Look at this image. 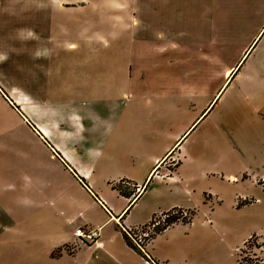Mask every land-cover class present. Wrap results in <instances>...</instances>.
Wrapping results in <instances>:
<instances>
[{
  "label": "rangeland",
  "instance_id": "374dc122",
  "mask_svg": "<svg viewBox=\"0 0 264 264\" xmlns=\"http://www.w3.org/2000/svg\"><path fill=\"white\" fill-rule=\"evenodd\" d=\"M0 54L16 107L55 144L66 141L65 117L79 115L92 155L102 114L124 117L110 137L138 145L143 168L174 143L156 165L163 179L153 178L132 216L144 203L168 208L156 218L173 208L196 216L191 228L158 235L156 252L174 262L264 264V110L257 118L250 78L232 81L246 59L244 73L264 65V0H0ZM203 199L216 206L211 225ZM10 218L0 213V264H63L46 253L55 240L42 221ZM76 242L60 247L71 253Z\"/></svg>",
  "mask_w": 264,
  "mask_h": 264
},
{
  "label": "crops",
  "instance_id": "0c3cea01",
  "mask_svg": "<svg viewBox=\"0 0 264 264\" xmlns=\"http://www.w3.org/2000/svg\"><path fill=\"white\" fill-rule=\"evenodd\" d=\"M96 9L98 10L97 6ZM114 16L115 14L111 15V17ZM113 22L114 19H112V24ZM5 57L7 56L0 54V213L10 216L11 222L14 221L16 224L26 219H31L32 222L42 221L44 224L42 229L52 231L53 240H55L46 253H49V257L58 260L59 263L148 264L141 253L127 244L123 228L146 224L150 220V215L152 216L158 210L168 209H162L158 205L152 207L150 203H144L140 215L132 216L131 212L141 201L153 178L163 179L164 175H159L153 170L174 146V143L163 153L153 156L148 168H143L137 163L140 149L135 148L138 145L131 149L130 146H125L122 139L110 137L118 126V133L123 131L121 125L124 117H118L115 121L110 114H102L93 119L92 130L97 131L98 147L92 155V151L85 144L87 136L79 115L65 117L63 124L59 126V132H65L66 141L55 144L54 140H49L44 130L36 124L32 125L29 117L16 107L15 96L9 92L13 91V87L8 85L2 76L4 74L2 61ZM246 61L247 59L242 63L232 81L239 79L242 74L250 78L255 97L252 103L257 118H259L258 114L264 110V65L257 63L256 66L254 62L251 69H246L244 73L241 70L246 66ZM227 72L229 73L230 70ZM232 81L226 90L229 89ZM98 107L100 110H105L104 112H111L114 106L98 103ZM263 120L262 117L258 119V121ZM263 136L262 134L261 137ZM90 155L93 158L91 161ZM262 164L264 167V161ZM151 175H153L152 179H149L146 185ZM120 179L134 183L138 187L135 193L141 192L129 209V198L120 196L109 185V182L115 183ZM145 185L146 188L143 190ZM217 198L215 195V199ZM89 199L104 212V220L96 222L87 214L88 204L84 202ZM202 204L203 215L211 225L210 216L213 217L216 214V206L204 199ZM187 209L193 210L190 207ZM143 214H145L144 217ZM195 216L194 210L193 218ZM185 226L191 228L193 222ZM77 227L99 228L97 240L82 242L73 234ZM2 228L6 231L17 232L27 230V228L12 229L8 225H2ZM158 235L146 247L154 264H210L204 261L174 262L169 260L165 254L156 252L154 249V243L160 237ZM76 240L80 244L71 253L60 247L63 244H73ZM58 246L61 248L60 252L52 256L53 249Z\"/></svg>",
  "mask_w": 264,
  "mask_h": 264
},
{
  "label": "trees",
  "instance_id": "16d2710c",
  "mask_svg": "<svg viewBox=\"0 0 264 264\" xmlns=\"http://www.w3.org/2000/svg\"><path fill=\"white\" fill-rule=\"evenodd\" d=\"M171 154H169L168 156H170ZM180 161H177L176 163H174L173 165V168H170L169 170L172 171L173 169H176L179 165ZM154 172H158L159 171V166H155L154 168ZM156 172V173H157ZM152 176L151 175L149 177V179H152ZM258 183L260 184H263L264 185V179L263 180H260ZM109 185L111 187L112 190H115L117 191V193L120 195V196H124L126 198H129V204H128V209L129 207L132 205V203L138 198V196L141 194L140 193H135L137 191V186L134 184V183H131L129 180H126V179H120L119 181L115 182V183H112V182H109ZM147 185V184H146ZM146 185L143 187V190L146 188ZM130 187H133V188H130ZM135 191V192H134ZM127 209V210H128ZM126 210V211H127ZM173 213H172V212ZM171 211L169 212H165V218L163 221H161L160 223L157 224L156 227H154V229L152 230L151 234H150V238L153 239L156 235L160 234L161 232H163L166 228L174 225V224H177V223H182V224H188L190 221V217L192 218V216L194 215V211H190L189 213L192 215H189V217L187 216H184L182 213H181V208H173ZM156 216V214H153L151 219L148 221V223L144 224L143 226H146L148 224H150L154 219V217ZM187 217V218H186ZM124 238L127 242V244L132 247L134 250H136L137 252L140 253V251L135 248V246L130 242V240L125 236L124 234ZM252 239H255V236H251L249 237L243 244L244 246L246 245H250L251 244V241ZM264 248V246H263ZM60 247L54 249V251H52L51 255L52 256H55L59 253L60 251ZM236 264H242V261L241 260H238L236 259ZM245 264H255V263H248L246 262Z\"/></svg>",
  "mask_w": 264,
  "mask_h": 264
},
{
  "label": "built area",
  "instance_id": "2783aa9c",
  "mask_svg": "<svg viewBox=\"0 0 264 264\" xmlns=\"http://www.w3.org/2000/svg\"><path fill=\"white\" fill-rule=\"evenodd\" d=\"M164 218H165V214H163L161 218H156L155 216L153 218L154 220L146 226L140 225V226L123 228V232L125 236L130 240V242L135 246V248H137L141 252L145 262L148 264H154V262L152 261L151 257L149 256L146 250V246L149 240H151L150 234L154 229V227H156L158 223L163 221ZM73 234L76 238H78L82 242L85 243L95 242L99 236V228L77 227L74 230Z\"/></svg>",
  "mask_w": 264,
  "mask_h": 264
}]
</instances>
